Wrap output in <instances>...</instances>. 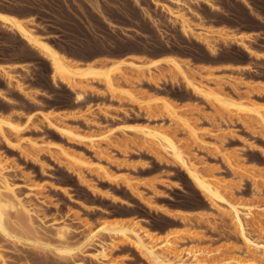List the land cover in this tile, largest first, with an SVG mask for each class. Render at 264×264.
Returning <instances> with one entry per match:
<instances>
[{
  "label": "rangeland",
  "instance_id": "obj_1",
  "mask_svg": "<svg viewBox=\"0 0 264 264\" xmlns=\"http://www.w3.org/2000/svg\"><path fill=\"white\" fill-rule=\"evenodd\" d=\"M1 10L34 17L37 32L77 67L122 65L113 72L115 92L91 80L61 83L44 58L0 25V118L20 129L16 134L2 126L0 161L38 232L27 233L7 209L14 238L0 235V264H149L130 244L102 231L81 246L90 232L116 223L136 224L155 248L168 239L170 254L186 263L196 253L211 264L250 260L230 216L212 209L171 157L124 128H160L173 136L204 178L220 182L222 197L251 209L246 237L264 245V123L194 95L174 68L148 71L124 62L141 66L174 57L193 84L264 118V0H0ZM181 20L189 34L181 31ZM78 89L80 102L74 100ZM157 99L181 120L169 122ZM183 122L204 144L187 136ZM92 137L98 140L88 142ZM223 155L240 163L231 168ZM61 225L69 229L63 240L55 236ZM100 246L109 247L105 261L93 256ZM54 248L73 250L72 258ZM256 256L255 264H264L262 252Z\"/></svg>",
  "mask_w": 264,
  "mask_h": 264
},
{
  "label": "bare ground",
  "instance_id": "obj_2",
  "mask_svg": "<svg viewBox=\"0 0 264 264\" xmlns=\"http://www.w3.org/2000/svg\"><path fill=\"white\" fill-rule=\"evenodd\" d=\"M173 1L180 2V0H173ZM206 3L209 6L211 5V4H208V2H206ZM11 14L5 13L1 10L0 11V25L2 27L4 26V28H7L9 31L16 34L27 46H29L31 49H33L35 52H37L38 55H40L42 58H44L49 63L50 68H51L52 79L55 78L59 82L66 83L68 85L69 84L74 85L76 83V81H78V80H86V81L91 80V81L96 82L98 84L101 83L103 85H106L108 89H111L114 92H115V90L117 91V89H115V86L113 85V77L112 76H113L114 70H118V68L120 67V65H122V63L119 62L117 64L110 65L109 67H107V69H98V68H95L93 66H90L89 63L86 66H83V67L78 66L77 67L74 65L75 63L72 64V61H69V59H67L60 51H58L49 42V40L46 37L42 36L40 33L37 32L36 28L34 27L35 23H36L35 20H33L34 17L21 18V17H17L14 15H11ZM169 14L173 16V14L171 12H169ZM180 28H181V31L184 32V34L185 33L189 34L192 31L191 27L186 23L185 20L180 21ZM249 53H251V52L249 51ZM91 62L92 63H90V64H93V61H91ZM124 63L128 64L127 66H131V67L136 68V69L145 68L148 71H151L152 69H158L161 66L174 68L184 77L185 82L187 84V88H189V90H191L194 93V95H197V96L205 99L206 101L216 103L220 107L225 108L227 110H230V109L233 110L234 109V111L236 113H239V114L240 113H253L254 116H256L259 120H261L264 123V118L262 117V115L257 110L250 109L247 106H244L242 104H238V103H235V102L230 101L228 99H224L219 95H216V94H213V93L207 91V89L205 90V88L203 89V87L201 88V87L193 84L190 80H188L186 78L185 73L182 69V65L174 57H171V56L166 57V55H165L164 58L152 60L151 62L146 63V64L141 65V66L137 65V64L128 63V62H124ZM1 71H4V70L2 69ZM4 74L7 75V73H4ZM76 91H78V92L77 93L75 92L76 94L74 95L75 96L74 100L76 102H80L83 100L84 96L81 92H79V89ZM118 93H120V92L118 91ZM116 94H117V92H116ZM121 94H125V93L121 92ZM153 102H159V103L163 104V107L165 108V110L167 112L169 122H171L172 124H173V122L175 124V123H177L176 121L181 120L180 117L177 116L175 110L172 109V107L169 105V103L166 102L165 100L157 99ZM45 120L48 121V118L45 117ZM183 124H185L184 127L187 129L186 134L188 133V135H187L188 137L190 135L191 136L190 138H192V140H194V142L197 141V142H200V144H204L205 140L203 141V139L201 138L202 137L201 135L198 134L199 136H197L196 131H198V130L196 128L193 129V127H190V125H188L186 122H183ZM2 126L8 127L10 130L15 132L16 134H18L20 132L19 127H15L11 123L0 118V135L3 138H5V137H4V132H3ZM185 128H184V130H185ZM57 129L62 134L77 137V135H75L74 133H72L68 129H64V128L63 129L57 128ZM124 129L137 132L136 134L140 133L141 136L139 135V137H141V139L143 141L141 139L140 140L144 144H147V146L149 145L152 147H156L161 153H164V154L168 155L169 157H171V159H173V161H175L179 165V167H181L182 170H184L185 174L190 179L192 184L196 187V189L200 193H202V195H204L207 198V200L210 201V204H211L210 206L212 207V209L214 208L218 212L225 213V215L228 214L230 216V220L232 221V224L235 227L239 237L246 244L247 249L251 250V254L248 256L250 258V260L244 261V259H241L240 257H233V258H230L228 260H225V261L223 260L220 262H223V264H255V260L257 259L256 253L262 252V254L264 255V245H261L258 243H253V242L249 241L248 238L246 237V234H245V222H246L247 218L252 216L251 209L247 206L240 205L238 203L232 202L229 199L227 200L226 198L222 197L221 193L223 191H222V189H220V187L222 188V186H220V184H219L220 182L219 183L210 182L209 179L213 178L214 176L209 177V179L204 178L203 176L205 174L202 175L201 172L200 173L198 172L199 170L196 168L197 165H195L194 162H192L191 160L187 159V157L184 158L182 156L183 154L181 153L180 148H178L179 147L178 144L175 143L177 140L175 141L174 139H172L173 136L168 134L171 137L170 138L166 132H163L162 129H161L162 131H160L159 130L160 128H158L157 130H153V129L151 130V129L139 128V127H125ZM195 129H196V131H195ZM184 133H185V131H184ZM197 133H199V131ZM104 135H106V133ZM99 138H101V137H99ZM86 139L88 140V142L92 143V142H94V140L97 139V137H96V139H94L93 137L89 138V139L86 138ZM35 142L36 141H34V143L31 142V144H35ZM197 142H195V143L197 144ZM40 145L41 144H39V146ZM31 146L33 147L34 145H31ZM39 146H34V147H39ZM55 146L56 145H54V147ZM64 153H62L63 157L64 156H65V158L69 157V156L65 155L67 153H65V154ZM223 157H224L225 161L227 162L228 166H230L231 168H233V166H235V163H237V161H238L236 159L228 157V155H226V156L223 155ZM70 158L73 159L72 157H69V158H67V161H68V159L70 161ZM74 160H75V158H74ZM233 160L236 162H234ZM83 163H81V165H84ZM239 163H237V164H239ZM2 164L3 163L0 161V235L3 237L14 238L9 233V231L7 230V227H8V224L6 225L7 222L5 223V219H7L6 218V212H7L6 210L7 209L12 210V212L15 214L16 220L19 222V224H21V227H23L25 230H27V233H28V231H29V233H35L37 231L35 230L36 229L35 227L34 228L32 227L33 224H32V218H31L32 215H34V214H33L32 210L28 209V207H26L25 204H22V202L15 196L13 187L10 185V183H8L7 179L3 175V171H4L5 166L3 164L4 167H2L1 166ZM68 165L70 166V164H68ZM238 166L237 167L240 169L241 165H238ZM98 167H99L98 170L103 169L100 166H98ZM96 169H97V167L95 168V170ZM241 170H242V168H241ZM103 171H104V169H103ZM103 171L101 170V172H103ZM235 171H236V169H235ZM237 171H239L238 173L242 172L240 170H237ZM4 172H6V171H4ZM243 172L245 174L247 173L245 171H243ZM206 176L207 175H205V177ZM215 180L218 182L219 179L217 180V178H215ZM212 181H214V179ZM220 190H221V193H220ZM223 190H224V187H223ZM116 224H114V225H116ZM114 225H111L113 227H111L109 229H108V227L107 228L103 227V228L98 229L96 232H92V233L90 232L89 234L87 233L88 235H87V237L85 236L86 238H85V240L81 246L88 245V243L92 242L93 239L96 238V235L102 231V232L107 233L111 237H113V236L119 237L123 242L130 244L137 252H139L144 257V259L147 262H149V264H208L209 263L208 261H205L203 258L199 259V257L197 256V253L191 257L192 260L189 263H186L185 260H183V258L180 257V255H178V256L174 255V252L172 253L173 255H171L170 252L173 251V249H172L173 248V242L172 243L169 242V240L166 238L164 241H161V242H163V243H161V245L156 246L158 248L151 246L153 243L150 245L146 242L147 243L146 244L143 240V237L151 239V236L147 235L144 232L143 237H141L140 235H142V234H140V233H142V230L140 232L139 227H138V229H136L137 228L136 224H135V228H128L126 226L122 227V225H120V227H119V225H118V227H116L117 225L116 226H114ZM13 227H14V225H13ZM64 227H66V226L61 225V227L56 229L57 231L55 230L56 231L55 236H57V239H59V240L65 239L67 231L69 230V229H66ZM134 229H136V230H134ZM154 245H155V243H154ZM100 247H101L99 249L100 251L97 252L98 254H94L93 256H94V258H97V256H99L103 261H105L108 259L107 250L109 247H106V246H100ZM79 249H80V247H79ZM54 250L60 255H63L65 257L68 256L70 259L72 258L71 253L73 252V250L66 249V248H54ZM169 254L171 255V257H168V256H170ZM0 258H1V255H0ZM74 264H80V263H74ZM209 264H211V263H209Z\"/></svg>",
  "mask_w": 264,
  "mask_h": 264
},
{
  "label": "crops",
  "instance_id": "obj_3",
  "mask_svg": "<svg viewBox=\"0 0 264 264\" xmlns=\"http://www.w3.org/2000/svg\"><path fill=\"white\" fill-rule=\"evenodd\" d=\"M165 57V56H164ZM164 57H159V58H156V59H160V58H164ZM167 57V56H166ZM156 59H152V60H156Z\"/></svg>",
  "mask_w": 264,
  "mask_h": 264
}]
</instances>
